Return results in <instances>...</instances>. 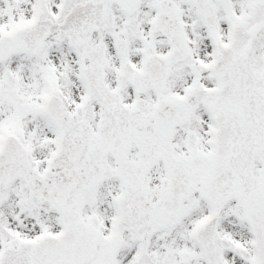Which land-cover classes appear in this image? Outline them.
<instances>
[{"label":"snow or ice","instance_id":"6c2138e0","mask_svg":"<svg viewBox=\"0 0 264 264\" xmlns=\"http://www.w3.org/2000/svg\"><path fill=\"white\" fill-rule=\"evenodd\" d=\"M0 264H264V0H0Z\"/></svg>","mask_w":264,"mask_h":264}]
</instances>
